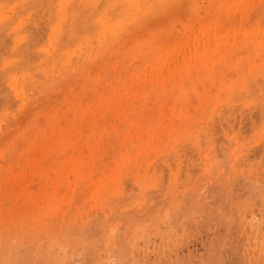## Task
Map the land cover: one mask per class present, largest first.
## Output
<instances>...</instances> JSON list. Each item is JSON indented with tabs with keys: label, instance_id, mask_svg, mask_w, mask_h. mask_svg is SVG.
Returning a JSON list of instances; mask_svg holds the SVG:
<instances>
[{
	"label": "rangeland",
	"instance_id": "1",
	"mask_svg": "<svg viewBox=\"0 0 264 264\" xmlns=\"http://www.w3.org/2000/svg\"><path fill=\"white\" fill-rule=\"evenodd\" d=\"M118 1L0 26V264H264V0Z\"/></svg>",
	"mask_w": 264,
	"mask_h": 264
},
{
	"label": "bare ground",
	"instance_id": "2",
	"mask_svg": "<svg viewBox=\"0 0 264 264\" xmlns=\"http://www.w3.org/2000/svg\"><path fill=\"white\" fill-rule=\"evenodd\" d=\"M19 0H0V26H21V25H23V24H21V22H24L23 20H22V17H23V15L22 16H20L21 14H22V12H27V14H29V12L31 11V9H30V7L31 6H29V3H28V1H32L33 2V5L35 6V9L37 10V14H39L40 15V17L41 18H44L45 16L46 17H48V19L51 21V22H53L54 21V25L51 27V33H50V38L49 39H51V40H54L55 39V43L56 44H58V42H61V41H66L65 40V37L64 36H66V35H68L67 36V41H70V42H73V41H76V42H78V41H82V40H80V39H83V38H86V37H91V35H93V36H95L96 34L98 35L99 33H101V32H103V31H106V30H108V31H111V32H117V31H123L124 29H128V27L129 26H125V24H126V22H124L123 21V23H122V21H120V22H117V25H120L121 24V26H108V23L107 22H105V21H107V19H108V17L110 16V15H115V14H117V16L118 17H120V16H122V15H120V11H121V6H120V4H119V1L118 0H107V3L109 4V9H106L105 7H106V2H104L105 0H96V3L95 2H93L92 0H84V4H83V2L81 1V0H60V2H59V4H58V0H52V3H50V4H46L45 2V0H20L19 2H18ZM48 1V0H47ZM160 1V0H159ZM10 2H12V4H10ZM49 2V1H48ZM131 7H132V4L135 2L136 4H138L137 3V1L135 0H131ZM156 2V1H155ZM169 2V1H168ZM171 2V1H170ZM234 2V1H233ZM245 2V1H244ZM259 2V1H258ZM17 3H19L20 4V7H21V9H22V12L20 11V10H18V8H17V6H16V4ZM94 3V4H93ZM147 3V5H148V2H146ZM95 4H97V5H95ZM173 4H174V2H173ZM32 5V6H33ZM59 5V6H58ZM134 5V4H133ZM156 5V4H155ZM159 5V4H158ZM105 6V7H104ZM127 6V5H126ZM137 6H139V7H141L140 5H137ZM167 6V5H166ZM123 7V6H122ZM125 7V6H124ZM156 7V6H155ZM155 7H154V9H155ZM170 6H168V8H169ZM248 7V6H247ZM128 8H129V6H128ZM157 8H158V6H157ZM173 8V7H172ZM191 8V7H190ZM20 9V8H19ZM56 10V12H55V10ZM125 9V8H124ZM152 9V8H151ZM160 9V8H159ZM238 9V8H237ZM24 10V11H23ZM136 10V9H135ZM140 10V9H139ZM145 10H147V9H145ZM161 10H162V8H161ZM172 10V9H171ZM125 11V10H124ZM124 11H121L122 13H124ZM153 11V10H152ZM158 11V10H157ZM160 11V10H159ZM163 11V10H162ZM173 11V10H172ZM193 11V10H192ZM192 11H190L191 12V14H192ZM25 12H24V15H25ZM32 12V11H31ZM128 12V11H127ZM126 12V13H127ZM171 12V11H170ZM177 12V11H176ZM181 12V11H180ZM217 12V11H216ZM216 12H215V14H216ZM34 13H35V11H34ZM35 13V14H36ZM125 13V14H126ZM159 13V12H158ZM165 14H167L166 12H165ZM171 14V13H170ZM233 14V13H232ZM32 15V14H31ZM38 15V16H39ZM153 15V14H152ZM176 15H177V13H176ZM243 15V14H242ZM29 16V15H28ZM37 16V15H36ZM88 16H90V17H92V19L90 20V18L88 17ZM159 16V15H158ZM172 16V15H171ZM32 17V16H31ZM39 17V18H40ZM164 18L166 17V16H163ZM173 17H174V15H173ZM172 17V18H173ZM233 17V16H232ZM36 18V17H35ZM40 18V19H41ZM116 18V17H115ZM114 18V19H115ZM161 18H162V16H161ZM47 19V20H48ZM142 19H144V18H142ZM166 19V18H165ZM168 19V18H167ZM238 19V18H237ZM160 20H162V19H160ZM172 20H174V19H172ZM30 21V20H29ZM36 21H37V19H36ZM153 21V20H152ZM167 21V20H166ZM27 22V21H26ZM31 22V21H30ZM146 22H148V21H146ZM161 22V21H160ZM39 23V22H38ZM45 23V22H44ZM149 23H150V21H149ZM157 23V22H156ZM172 23V22H171ZM187 23V22H186ZM214 22H212V24H213ZM159 24V23H158ZM202 24V23H201ZM207 24V23H206ZM27 25H29V24H27ZM34 25V24H33ZM49 24L47 23V26H48ZM123 25V26H122ZM151 25V24H150ZM209 25V23L207 24V26ZM29 26H31V25H29ZM37 26V25H36ZM35 26V27H36ZM143 26V25H142ZM151 26H153V25H151ZM166 26H167V24H166ZM204 26V25H203ZM206 26V27H207ZM214 26V25H213ZM218 26V25H217ZM23 27H24V25H23ZM25 27H26V25H25ZM28 27V26H27ZM39 27V26H38ZM215 27V26H214ZM213 27V28H214ZM224 27V26H223ZM226 27V26H225ZM30 28V27H29ZM34 28V27H33ZM166 28H168V27H166ZM211 28H212V26H211ZM165 29V28H164ZM218 29V28H217ZM227 29V28H226ZM36 30V29H35ZM41 30V29H40ZM136 30V29H135ZM142 30V29H141ZM200 30H201V33L200 34H203L202 33V29L200 28ZM38 31H39V29H38ZM42 31V30H41ZM48 31V30H47ZM46 31V32H47ZM171 31V30H170ZM194 31V30H193ZM204 31V30H203ZM207 31V30H206ZM218 31V30H217ZM217 31H216V33H217ZM4 32V31H3ZM135 32V31H134ZM168 32H169V29H168ZM30 33V32H29ZM206 34H207V32H205ZM204 33V34H205ZM221 33V32H220ZM219 33V34H220ZM224 33V32H223ZM4 34V33H3ZM193 34V33H192ZM199 34V35H200ZM218 34V35H219ZM1 35V34H0ZM10 35V34H9ZM215 35V33L213 34V36ZM11 36V35H10ZM41 35H39V37H40ZM206 36V35H205ZM209 36V35H208ZM216 36H217V34L215 35V39H214V41L215 40H218L217 38H216ZM223 36V35H222ZM2 37V36H1ZM12 37V36H11ZM97 37V36H96ZM95 37V38H96ZM106 37V36H105ZM199 37V36H198ZM219 37V36H218ZM3 38L4 37H2L1 39H0V47L1 48H5V46H6V42L8 41H6V39H5V41L3 40ZM32 38H34V37H32ZM38 38V37H37ZM40 38H42V37H40ZM94 38V37H93ZM219 38H222L221 37V35H220V37ZM226 39H227V37H225ZM8 39V38H7ZM100 39V38H99ZM203 39V38H202ZM206 39H207V37H206ZM210 39V38H209ZM212 39V38H211ZM223 39V38H222ZM225 39V40H226ZM17 40H25L26 42H25V44H24V46L21 48V49H19L18 51H17V55H19V57H21L22 55H30V53H31V47H30V45H29V38L28 37H24L23 35H21V36H18V38H17ZM35 40V39H34ZM78 40V41H77ZM90 40V39H89ZM182 40V39H181ZM199 39L197 38V41H198ZM208 40V39H207ZM204 41V40H203ZM210 41V40H209ZM219 41H221V39H219ZM223 41H224V39H223ZM63 42V43H64ZM75 42V43H76ZM182 42V41H181ZM200 42V41H199ZM90 43V42H89ZM179 43V42H178ZM189 43V42H188ZM204 43V42H203ZM220 42H218V44H219ZM221 43H222V41H221ZM226 43H228L227 42V40H226ZM7 44H9L8 42H7ZM155 44V43H154ZM212 42H211V45L209 46L210 47V49H212L211 47H212ZM222 44H224V43H222ZM62 45V44H61ZM66 45H67V43H66ZM73 45V44H72ZM121 45V44H120ZM208 45V44H207ZM221 45V44H220ZM234 45V44H233ZM19 46H21V45H19ZM32 46V45H31ZM64 46V44L61 46V47H63ZM69 46H71V44L69 45ZM90 46V45H89ZM92 46V45H91ZM179 46V45H178ZM204 46V45H203ZM215 48H216V45L214 44L213 45ZM81 47H83V44H82V46ZM179 47H181V46H179ZM186 47V46H185ZM219 47V46H218ZM221 47V46H220ZM223 47V46H222ZM7 48V47H6ZM174 48V47H173ZM203 49H204V47H202ZM8 49V48H7ZM17 49V48H16ZM62 49V48H61ZM81 49H83V48H81ZM10 50V49H9ZM12 50V49H11ZM195 50V49H194ZM197 51H198V49H196ZM202 50V49H201ZM215 49L213 48V51H214ZM220 50V49H219ZM1 51H3L2 49H1ZM77 51V50H76ZM88 51V50H87ZM188 51V50H187ZM203 51V50H202ZM4 52V51H3ZM7 52H8V50H7ZM204 52L205 51H203L202 52V54H204ZM216 52V51H215ZM214 52V53H215ZM5 53H6V51H5ZM13 53V52H12ZM12 53H11V55H12ZM15 53V52H14ZM194 53H195V51H194ZM7 54V53H6ZM9 54V53H8ZM32 54V53H31ZM89 54V53H88ZM197 54H198V52H197ZM213 54V53H212ZM215 54H217V53H215ZM35 55H36V53H35ZM48 55H50V54H48ZM162 55V54H161ZM185 55V54H184ZM195 55V54H194ZM194 55H193V59H194ZM210 55V54H209ZM208 55V56H209ZM55 56V55H54ZM89 56V55H88ZM163 56L164 55H162V58H163ZM176 56H177V54H176ZM214 56V55H213ZM9 57H10V55H9ZM8 57V58H9ZM27 57V56H26ZM33 57H35V56H33ZM38 57H40V56H38ZM169 57V56H168ZM186 57V56H185ZM28 58V57H27ZM30 58V57H29ZM32 58V57H31ZM165 58H167V57H164L163 59H165ZM170 58H172V57H170ZM190 58V57H189ZM213 58V57H212ZM24 59V58H23ZM22 59V60H23ZM37 59V58H36ZM49 59V58H48ZM47 59V60H48ZM50 59H51V57H50ZM186 59V58H185ZM196 59V58H195ZM195 59L193 60V63H196V62H194L195 61ZM21 60V61H22ZM43 60V59H42ZM168 59H166V61H167ZM173 60V59H172ZM203 60H205L204 58H203ZM7 61H9V60H7L6 58H4L1 54H0V63L2 64V65H5L6 63H7ZM29 61V60H28ZM31 61H32V59H31ZM36 60L34 59V62H35ZM44 61H46V60H44ZM187 61V60H186ZM188 61H191V59L189 60L188 59ZM187 61V62H188ZM207 61V60H206ZM70 62V61H69ZM168 62V61H167ZM186 62V63H187ZM23 63V62H22ZM21 63V64H22ZM33 63V62H32ZM35 63H37L38 64V61H36ZM34 63V64H35ZM41 63V62H40ZM177 63H179V61L177 62ZM189 63H192V62H188V64ZM0 64V65H1ZM17 64H19V63H17ZM24 64H27L26 62L24 63ZM23 64V65H24ZM45 64V63H44ZM163 64H164V61H163ZM180 64V63H179ZM178 64V65H179ZM1 65V66H2ZM6 65H8V64H6ZM11 65V64H10ZM15 65V64H14ZM31 65V64H30ZM30 65H28V66H30ZM168 65H169V63H168ZM250 65V64H249ZM258 65V64H257ZM16 66H18V65H16ZM53 66V65H52ZM193 66V65H192ZM14 67V66H13ZM21 67V66H20ZM20 67H17V68H20ZM175 67V66H174ZM178 67V66H177ZM179 67H182V66H179ZM178 67V68H179ZM3 68V67H2ZM1 68V69H2ZM9 68V67H8ZM15 68V67H14ZM13 68V69H14ZM23 68H25V67H23ZM22 68V69H23ZM29 68V67H28ZM31 68V67H30ZM32 68H33V66H32ZM4 69V68H3ZM27 69V68H26ZM5 70H7V68L5 69ZM4 70V71H5ZM2 72V71H1ZM3 74V73H2ZM12 75H14V74H12ZM4 76H6V72H5V75ZM3 76V77H4ZM2 77V76H1ZM16 77V75H14V78ZM46 77V76H45ZM17 78V77H16ZM166 78V77H165ZM4 79V78H3ZM8 79V78H7ZM47 79V78H46ZM2 80V79H1ZM7 81V80H6ZM3 82V81H2ZM2 82H0V83H2ZM6 85V84H5ZM253 85V84H252ZM257 85V84H256ZM2 86V85H1ZM2 88V87H1ZM258 90V89H257ZM4 99V98H3ZM262 110H263V108H262ZM263 117H264V114H263ZM163 120V119H162ZM167 121V120H166ZM211 121V120H210ZM117 122V121H116ZM130 123V122H129ZM214 123H215V121H214ZM131 124V123H130ZM165 124V123H164ZM168 124V123H167ZM184 124V123H183ZM216 124V123H215ZM207 125H208V123H207ZM132 126V125H131ZM166 126V125H165ZM202 126H203V123H202ZM211 126V125H210ZM209 126V127H210ZM222 126H223V124H222ZM205 127V126H204ZM231 127V126H230ZM163 128V127H162ZM214 128V127H213ZM130 130H131V128H129ZM212 129V128H211ZM215 129V128H214ZM217 129H219V128H217ZM207 130H209V129H207ZM143 131V130H142ZM205 131V130H204ZM201 132H202V130H201ZM216 132V131H215ZM119 133V132H118ZM142 134H143V132H141ZM209 133V132H208ZM211 133H212V131H211ZM129 134H130V132H129ZM145 134H146V132H145ZM214 134V133H213ZM235 134V133H234ZM234 134H233V136H234ZM136 135V134H135ZM144 135V134H143ZM209 135V134H208ZM138 136V135H137ZM210 136V135H209ZM140 137H141V135H140ZM145 137V136H144ZM229 137H231L230 135H229ZM236 137H237V135H236ZM132 138V137H131ZM142 138V137H141ZM214 138V137H213ZM212 138V139H213ZM139 139V138H138ZM204 139V138H203ZM215 139V138H214ZM213 139V140H214ZM237 139H239L240 140V138H237ZM134 140H136V139H134ZM205 140V139H204ZM230 140V139H229ZM234 140V139H233ZM236 140V139H235ZM241 141V140H240ZM152 142V141H151ZM217 142V141H216ZM236 142V141H235ZM240 143V142H239ZM131 145V144H130ZM138 145V144H137ZM136 145V146H137ZM149 145V144H148ZM148 147V146H147ZM216 147V146H215ZM236 147V146H235ZM137 148V147H136ZM138 149V148H137ZM234 149V148H233ZM142 150V149H141ZM216 149H214V151H215ZM230 151H231V149H230ZM228 152V151H227ZM140 153V152H139ZM141 154V153H140ZM143 154V153H142ZM138 156V155H137ZM139 157V156H138ZM79 172V171H78ZM101 176V175H100ZM101 178H102V176H101ZM100 178V179H101ZM111 235V234H110ZM96 245V244H95Z\"/></svg>",
	"mask_w": 264,
	"mask_h": 264
}]
</instances>
